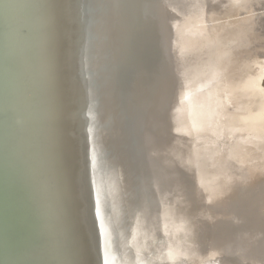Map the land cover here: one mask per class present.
Listing matches in <instances>:
<instances>
[{"label": "water", "instance_id": "obj_1", "mask_svg": "<svg viewBox=\"0 0 264 264\" xmlns=\"http://www.w3.org/2000/svg\"><path fill=\"white\" fill-rule=\"evenodd\" d=\"M163 1L0 0V264H126L124 238L119 235L116 250L107 231L115 184L105 188L100 181L115 175L118 165L127 173L136 154L150 230L156 225L149 210L162 183H156L151 170L150 128L143 123L138 128L137 115L145 120L149 104L137 68L151 63L157 53L150 37L159 30L162 38ZM99 49L105 68L97 76L93 70ZM159 52L163 68L169 67L161 42ZM251 69L243 67L233 86L243 83L250 92L263 85L264 78L255 75L264 67ZM227 92L223 94L229 101L237 100ZM114 115L122 122V141L106 136L112 128L103 129L102 119ZM224 130L242 134L238 128ZM136 204L133 209L139 212ZM255 214L247 212L244 232L251 229L249 219ZM196 219L201 226L200 216ZM258 222L264 226V220ZM140 224L143 238L146 230ZM242 228L234 223L228 232L240 235ZM198 240L191 238L184 264H201L217 248ZM161 252L158 248L156 264H168ZM257 258L248 256L245 264Z\"/></svg>", "mask_w": 264, "mask_h": 264}, {"label": "bare ground", "instance_id": "obj_2", "mask_svg": "<svg viewBox=\"0 0 264 264\" xmlns=\"http://www.w3.org/2000/svg\"><path fill=\"white\" fill-rule=\"evenodd\" d=\"M234 1L239 0H221L217 3L232 4ZM262 2L264 0H243L242 8L241 2L237 3L234 12L231 5L218 8L220 6L217 3L211 6L209 0L163 1L165 24L161 26L162 38L158 36L159 30L150 37V42L157 53L153 55L151 63L137 68V73L140 72L142 76V91L149 104L146 121L137 115L138 128H141V123L143 126L148 124L150 128L148 143L151 170L157 174L156 183L159 181L162 183L157 192H153L154 209L152 212L149 210L152 218H155L156 225L150 230L146 209L147 195L142 191L139 179L138 165L141 160L137 154L132 158L134 160H131L127 173L118 165L117 175H104L100 181L105 188L110 186V183L112 187L115 184L116 194L112 204L114 213L112 212L107 231L110 243L116 250L119 235L124 238L126 264L128 262L156 264L160 259L157 258L158 248L161 249V254H164L168 264H184L183 254L190 249L191 244L193 245L191 238L196 240L199 238L198 241L202 242L207 240L209 244L217 246L207 253L209 259L202 260L201 264H226L227 260H231L230 264L241 263L238 259L233 261L230 258L235 257L237 248L243 246L241 231L240 235L233 236L229 234L228 228L234 223L239 224L235 218L242 219L240 225L243 226L244 219L239 217L240 212L235 202L237 199L233 197L235 195L233 184L224 179L227 173L228 175L232 173L233 168L224 164L226 159L221 151L223 146L230 150L231 144L230 140L226 139L231 133L224 128L227 126L238 128L242 135L234 136L238 138L248 134L249 150L259 155L260 161H264V115L261 112L264 110V97L261 100L264 95L262 87L264 84L259 83L258 87H252L250 92L249 88L244 89L243 83L233 86L234 80L242 75L243 67L253 71L250 63L255 59H261V62L264 60V19H260L264 17ZM244 6L247 9H243ZM227 9L233 13L223 12ZM260 9H263L261 10L263 12L254 13L252 16L256 19H251L248 14ZM236 15L243 17L229 19ZM220 18L229 21L217 25L215 21ZM235 33L241 36L234 38ZM159 42L162 43L164 60L168 61L169 67L162 66ZM248 57L250 62L246 60ZM96 62L98 66L93 71L100 76L105 68L104 54L100 49ZM208 66L209 68L205 70H212V73L207 79L201 71L197 72ZM107 74L110 78V74ZM258 75L261 79L264 78V72L261 74L259 71L256 72L255 76ZM95 83L97 85L98 81L95 80ZM105 90V96L110 101V96H107L109 90L107 82ZM225 90L234 94L237 100L229 101L225 93L223 94ZM239 92H243L244 96L240 98ZM257 98H260V103ZM258 104L262 106L259 107ZM250 106L251 109L256 108L254 113L250 112ZM246 112L248 115L244 114ZM108 120L112 121L111 125ZM102 122L106 124L103 126L104 130H107L106 127L112 128L105 133L107 137L116 135L119 141L123 140L119 115L103 118ZM140 135L142 137V133ZM144 135L145 132L143 141ZM98 136L100 142V134ZM255 146L259 148L257 151L254 149ZM251 158L243 157V163L248 164ZM256 172L257 170L251 172L252 179L246 176L242 181L248 184L244 188L245 193L252 197L255 195L252 193L255 187L249 186L264 173L262 171L255 174ZM141 177L143 180V173ZM219 192L223 197V206L216 212L218 203L214 198ZM245 200L250 202L248 198ZM136 202L139 212L133 209ZM259 202L261 201L257 204L261 205L259 208L264 209V203ZM197 216L201 218V226H197ZM115 217L117 222L114 220ZM208 219L210 220L206 221ZM140 223L146 230V236L143 238ZM154 226L157 238L154 235ZM219 228L225 234V239L221 243L217 240L216 229ZM254 243L250 237H246V246L249 249H253ZM194 251L192 253H195ZM259 252H264V249H259ZM114 254L117 256V252ZM214 254L219 257H214ZM223 254H227L228 257H224Z\"/></svg>", "mask_w": 264, "mask_h": 264}, {"label": "rangeland", "instance_id": "obj_3", "mask_svg": "<svg viewBox=\"0 0 264 264\" xmlns=\"http://www.w3.org/2000/svg\"><path fill=\"white\" fill-rule=\"evenodd\" d=\"M217 1L220 2L221 0H209V3L212 6V5H215L217 3ZM240 2H241L240 6L242 8L243 0H239L238 2L234 1L232 4L225 3V4L219 5V3H217V5L220 6L218 8L228 7L231 5V7L233 6L234 12H235L237 9L236 4L240 3ZM262 6H264V2H262ZM243 9H247V8L244 6ZM261 10H263V9L255 10L253 12H250L248 15L251 17V19H256V17H253L252 15L254 13L257 14V13L263 12ZM225 11H227L229 13H233L230 9L223 10V12H225ZM242 17H243V15H236V16H233L229 19H242ZM229 19L220 18V19H217L215 22H217L216 23L217 25L221 24V23L226 24V23H228ZM260 19H264V17H260ZM261 33H263V32H261ZM243 51H245V50H243ZM222 52H225V51L222 50ZM222 54L225 55L224 53H222ZM263 57H264V55H263ZM250 64H251V66H254L256 69H258V66L262 65L264 67V60L261 62V59H259V60L255 59ZM208 68H209V66L203 67L197 73H199L201 71L205 75V77L208 79L212 73V70H205ZM222 76H223V74L221 75L220 79L222 78ZM223 93H224V91H223ZM224 105L228 106V104H224ZM226 139L230 140V142H231V144L229 146L230 150H227L223 146L221 153L226 159L224 164L226 163L225 164L226 166H229L230 168H233V169H232L231 174L228 175V173H227L224 176V179H225V181L233 184V187H234L233 193L235 194L233 197L237 199L235 202H236V207L240 212L239 217L244 219L243 220V227L244 228H242L243 230L241 232V238H242L243 246H241L237 249L236 254L239 255V257L244 258V259H239V262L244 260V264H245L246 263L245 259L248 256H250L251 258H257L258 257V255H254L252 251H258L259 252V247H261L260 244L263 245V247H264V242H263L264 239L262 237V235L264 234V226H263V223L261 224L260 222H258L260 219L264 220V209H262V208L260 209L259 207L261 205H257L258 201H261L262 203H264V173L258 178V180L255 181V183H252L249 186L250 188H252V186L255 187V190H253V192H252L255 194L254 197H252L250 194L245 193L244 188L247 187L248 184L242 183V181L246 176H248V177H250V179H252L253 175L251 172L254 170H257V172L255 174H260V172L264 171V161H260L258 159L259 155L254 154L252 151L249 150V145H248L249 136H248V134L246 136H239L238 138H236V136L231 134V135L226 136ZM254 149L257 151L259 148H257V146H255ZM243 157H252L251 158L252 160L248 164H244L243 159H242ZM222 198L223 197H222V194L220 192L214 198L217 200V203H218V207L216 206V212L218 211L219 207L222 208V206H223L222 205V202H223ZM246 198H248V200L250 202L245 200ZM257 198H258V201H257ZM261 202H259V203H261ZM248 211L253 212V214L256 211V214L251 219H249V221H252L251 224L249 223L252 226L251 229L248 232H244L245 228H246L245 222L247 221L245 219H247L246 214ZM250 215H251V213H250ZM257 217H258V219H256ZM235 219L238 221V223H240V221L242 222V219H239V218H235ZM216 231H217V240L221 243L225 239L224 231L221 230L220 228L216 229ZM187 233H188V229H187L186 234ZM246 237H250L253 241H255V243L253 244V249H249L246 246ZM248 246H249V243H248ZM261 254H264V252H261ZM251 264H264V258H262L260 256L259 259L257 258V260L252 261Z\"/></svg>", "mask_w": 264, "mask_h": 264}]
</instances>
